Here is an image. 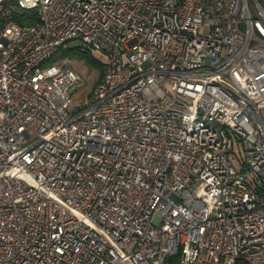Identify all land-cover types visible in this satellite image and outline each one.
I'll list each match as a JSON object with an SVG mask.
<instances>
[{
    "label": "built area",
    "instance_id": "1",
    "mask_svg": "<svg viewBox=\"0 0 264 264\" xmlns=\"http://www.w3.org/2000/svg\"><path fill=\"white\" fill-rule=\"evenodd\" d=\"M0 264H264V0H0Z\"/></svg>",
    "mask_w": 264,
    "mask_h": 264
},
{
    "label": "rangeland",
    "instance_id": "2",
    "mask_svg": "<svg viewBox=\"0 0 264 264\" xmlns=\"http://www.w3.org/2000/svg\"><path fill=\"white\" fill-rule=\"evenodd\" d=\"M77 39H72L66 42V44L63 47H69L72 48L78 44ZM91 55L98 61L103 63V56L98 52H91ZM70 60L74 62L71 66L75 69V71L78 72V74L81 76L83 80V84H81L75 93H80L82 97H85L89 92L91 91V88L94 86V84L99 79V73L96 67H93L92 65L86 63L84 60L80 59L76 55L73 57L71 55H66ZM71 56V57H70ZM71 61V62H72ZM76 101H79L78 98H76ZM228 160L230 163H232L235 167H240L241 162L243 160V151L241 149V146L237 143L236 139H233V144L231 148V152L228 153ZM248 177H252L251 173H246Z\"/></svg>",
    "mask_w": 264,
    "mask_h": 264
},
{
    "label": "trees",
    "instance_id": "3",
    "mask_svg": "<svg viewBox=\"0 0 264 264\" xmlns=\"http://www.w3.org/2000/svg\"><path fill=\"white\" fill-rule=\"evenodd\" d=\"M13 18L18 23H32L35 21V11L34 10H23L21 13L15 14ZM61 54L71 55L72 57L76 55L80 59L84 60L86 63L92 65L93 67H96L99 73V79L97 80V82L100 80L102 73H103V69H104L103 63L96 60L91 55V52L88 49H86L85 47L83 48L82 46L77 44L76 46L72 48L62 47Z\"/></svg>",
    "mask_w": 264,
    "mask_h": 264
}]
</instances>
